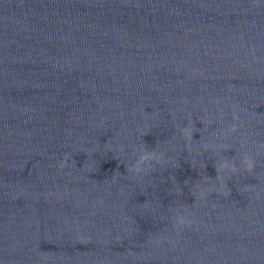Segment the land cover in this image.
I'll use <instances>...</instances> for the list:
<instances>
[{
  "label": "water",
  "instance_id": "obj_1",
  "mask_svg": "<svg viewBox=\"0 0 264 264\" xmlns=\"http://www.w3.org/2000/svg\"><path fill=\"white\" fill-rule=\"evenodd\" d=\"M0 264H264V0H0Z\"/></svg>",
  "mask_w": 264,
  "mask_h": 264
},
{
  "label": "clouds",
  "instance_id": "obj_2",
  "mask_svg": "<svg viewBox=\"0 0 264 264\" xmlns=\"http://www.w3.org/2000/svg\"><path fill=\"white\" fill-rule=\"evenodd\" d=\"M183 131H185V132H186V131H187V129L185 128V129H183ZM190 138H191V139H193V134H191V135H190ZM121 150H123V149H121ZM149 158H151V159H155V160H159V161H160L161 159H163V158H162V156H161V157H159V158H157V157H156V155H155V153H154V152H152V153H147V154H145V155L141 156V157H140V160H141V161H144V160H148ZM64 164H66V161H65L64 163H62V165H61V166L63 167V166H64ZM249 167H251V164H249ZM136 170H137L138 172L140 171V169H139V166H138V165H137V168H136Z\"/></svg>",
  "mask_w": 264,
  "mask_h": 264
}]
</instances>
